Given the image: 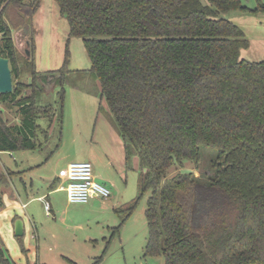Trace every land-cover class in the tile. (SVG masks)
<instances>
[{
  "label": "trees",
  "instance_id": "1",
  "mask_svg": "<svg viewBox=\"0 0 264 264\" xmlns=\"http://www.w3.org/2000/svg\"><path fill=\"white\" fill-rule=\"evenodd\" d=\"M55 1L70 36L83 39L126 153L147 168L145 255L165 264H264V60L241 57L245 33L225 17L264 13V1L254 9L243 0ZM40 2L0 0V55L13 76L0 103L17 106L21 118L9 125L0 108V151L37 149L38 120L55 115L23 94L38 78L35 61L19 56L9 26L25 27ZM28 74L25 85L19 78ZM51 74L63 84L64 69ZM206 158L199 175L183 169ZM0 264H14L2 248Z\"/></svg>",
  "mask_w": 264,
  "mask_h": 264
},
{
  "label": "rangeland",
  "instance_id": "2",
  "mask_svg": "<svg viewBox=\"0 0 264 264\" xmlns=\"http://www.w3.org/2000/svg\"><path fill=\"white\" fill-rule=\"evenodd\" d=\"M243 3L250 9L258 5L257 0ZM225 17L245 33L248 47L242 49L241 57L264 60V13L234 10ZM24 24L18 29L9 26L19 56L34 58L39 79L34 87H25L23 94L32 96L37 105H52L55 116L49 129V119L38 120L37 149L0 151V174L6 179L0 180V248L14 264H165L163 255H145L150 191L140 195L147 168H141L137 155L125 153V141L108 113L100 81L91 74L92 63L83 39L70 36L68 20L55 0H41L38 10ZM60 69H64L67 81L43 83L41 76ZM79 73L85 77L76 81ZM19 80L25 85L33 83L26 75ZM62 89L65 95L61 109ZM0 108L5 122L20 123L17 106L0 103ZM82 160L92 162L95 176L102 172L109 179L106 182L96 177L110 188L109 197L71 203L64 188L45 198L52 204L50 214L45 201L32 200L41 192L53 191L44 179L53 181L68 163ZM206 162L208 158L197 169L188 161L183 169L199 175ZM178 172L172 168L171 175ZM31 180L34 187L26 188L25 182L29 186ZM3 187L7 192H1ZM14 189L20 199L15 192L10 193ZM15 203L27 205L18 207ZM15 218L25 223L21 236L15 235Z\"/></svg>",
  "mask_w": 264,
  "mask_h": 264
},
{
  "label": "built area",
  "instance_id": "3",
  "mask_svg": "<svg viewBox=\"0 0 264 264\" xmlns=\"http://www.w3.org/2000/svg\"><path fill=\"white\" fill-rule=\"evenodd\" d=\"M60 177L65 180L68 200L71 203H87L93 198H107L110 188L96 179L91 161H72L62 170ZM45 209L50 214L51 204L45 200Z\"/></svg>",
  "mask_w": 264,
  "mask_h": 264
},
{
  "label": "water",
  "instance_id": "4",
  "mask_svg": "<svg viewBox=\"0 0 264 264\" xmlns=\"http://www.w3.org/2000/svg\"><path fill=\"white\" fill-rule=\"evenodd\" d=\"M44 84L55 83L56 76L46 74L40 77ZM13 91V76L10 65V60L7 57L0 55V94H8ZM147 170V169H146ZM15 235L21 236L24 234V222L22 219L15 220Z\"/></svg>",
  "mask_w": 264,
  "mask_h": 264
},
{
  "label": "crops",
  "instance_id": "5",
  "mask_svg": "<svg viewBox=\"0 0 264 264\" xmlns=\"http://www.w3.org/2000/svg\"><path fill=\"white\" fill-rule=\"evenodd\" d=\"M28 44V43H27ZM29 58V57H28ZM27 77H30V78H32L29 74L28 75H26ZM95 78V77H94ZM53 84V83H52ZM73 85V84H72ZM101 85V84H100ZM55 116V115H54ZM41 119V118H40ZM39 119V120H40ZM44 119H47L48 120V118H44ZM21 120V119H20ZM49 122H50V120H48ZM59 121H60V117H59ZM53 122V121H52ZM52 122H50V125L48 126V129L50 128V126H51V124H52ZM61 122V121H60ZM124 148H125V145H124ZM125 153H126V149H125ZM127 154V153H126ZM89 161V160H88ZM69 164V163H68ZM67 167V166H66ZM65 168H63V170H64ZM13 173H15V172H13ZM96 177H97V179L99 178L100 179V181H109V179L106 177V175L104 174V173H100V172H97V175H96ZM44 182H47L48 184H50V187L53 189V191H49V192H41L40 194H38L37 196H34L33 198H32V200L34 199H38V200H41L42 201V198H49V195L52 193V192H54V191H58V190H62V189H64V185L66 184V182H65V180L64 179H62L61 177H60V175H59V177H56L53 181H51V178H46V179H44ZM25 186H26V188H28V187H31V188H33L34 187V181H32L31 180V182L29 183L30 185L28 186L27 184L28 183H26L25 182ZM1 192H7V189H5V187H3L2 189H1ZM15 194V197L16 198H18V199H20L21 198V196H20V194H18V192H16V190L14 189L13 191H10V193L11 194H13V193ZM98 198V197H97ZM45 199V200H46ZM93 199H96V198H93ZM1 200V199H0ZM47 201H49V200H47ZM50 202V201H49ZM51 204V203H50ZM15 206H18V207H26V203L25 204H14ZM51 209H52V204H51ZM18 218V217H17ZM17 218H15V220L17 219ZM24 222V221H23ZM24 225H25V223H24Z\"/></svg>",
  "mask_w": 264,
  "mask_h": 264
}]
</instances>
